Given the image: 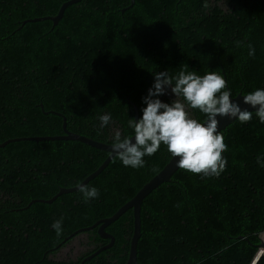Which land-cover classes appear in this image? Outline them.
I'll use <instances>...</instances> for the list:
<instances>
[{"label": "trees", "instance_id": "1", "mask_svg": "<svg viewBox=\"0 0 264 264\" xmlns=\"http://www.w3.org/2000/svg\"><path fill=\"white\" fill-rule=\"evenodd\" d=\"M65 1L0 0V143L64 134V116L68 130L102 142L111 143L115 128L131 134L129 100L140 116L159 71H215L234 95L264 87V0H79L56 24L24 23L57 14ZM173 98L170 89L161 96ZM104 112L112 123L101 130L97 117ZM219 132L227 159L218 176L179 167L143 199L140 264L254 261L264 234V167L256 160L264 154V123L253 111L251 120L234 119ZM108 154L78 139L0 145V264H126L133 209L106 226L115 241L96 254L111 239L89 226L116 212L163 168L172 157L165 145L145 156L142 168L114 156L86 183L99 189L88 202L77 189L29 205L80 183ZM60 216L58 236L51 225ZM67 240L81 247L71 263L57 256ZM254 264H264V251Z\"/></svg>", "mask_w": 264, "mask_h": 264}, {"label": "clouds", "instance_id": "2", "mask_svg": "<svg viewBox=\"0 0 264 264\" xmlns=\"http://www.w3.org/2000/svg\"><path fill=\"white\" fill-rule=\"evenodd\" d=\"M255 49L248 43V55ZM153 82L142 97L143 106L138 118L130 117L127 127L131 134L112 129L110 149L124 166L142 168L145 156L159 150L161 144L176 160L178 167L203 177L218 176L225 168L227 149L222 134L218 131V117H232L241 123L255 116L264 123V87H257L243 95L242 108L237 96L226 87L224 76L215 71L203 75L187 71L183 67L176 75L166 71L153 74ZM170 89L174 98L170 101L161 96ZM198 109L205 114L203 120L195 118L191 111ZM98 128L103 130L112 123L111 113L98 115ZM264 154L256 157L264 167ZM76 187L85 202L99 196L94 185L77 183ZM63 216L52 221V228L59 236L63 230Z\"/></svg>", "mask_w": 264, "mask_h": 264}, {"label": "water", "instance_id": "3", "mask_svg": "<svg viewBox=\"0 0 264 264\" xmlns=\"http://www.w3.org/2000/svg\"><path fill=\"white\" fill-rule=\"evenodd\" d=\"M79 0H67L62 3L60 6L58 13L55 15H47V16H41V17H33V18H28L24 20V23L27 21H35V20H40V19H52L54 23L56 24L58 20L62 17L65 8L70 5L71 3L77 2ZM135 0H132L131 4L134 3ZM246 93L239 92L236 94L237 100L241 102V107H249L248 105L243 103V95ZM130 103L135 107V118L139 117V110L136 104L132 101L129 100ZM254 111V110H253ZM235 118L232 117H218V131H221L222 129L226 128ZM64 134H58V135H39V136H21V137H12L8 138L4 142H1L0 145L4 146L8 142L14 141V140H20V139H35V140H47V139H78L83 142H86L88 144H91L95 147L104 149L109 151L108 156L106 159L100 164V166L91 172L88 176H86L80 183L86 184L89 180H91L93 177H95L97 174H99L110 162V160L115 156V154L111 151L110 149V144L107 142H102L99 140H96L92 137L82 135L79 133L72 132L67 129V122L66 118L64 116ZM178 157H171L168 162L163 166V168L156 173L150 180H148L139 190L138 192L131 198L129 199L126 203H124L121 207L118 208L116 212H114L112 215L101 218L97 220L95 223L90 225V228L98 227V232L101 236L110 238V242L101 246L94 254L97 252L110 247L114 241L115 237L112 233L108 232L106 230V226H108L111 222L115 221L119 216H121L125 211H127L129 208L133 209V215H134V228H133V234L131 236V241H130V250H129V256L126 261V264H140L137 259V244H138V239L141 236V206L143 199L158 185H160L164 181L170 180L172 174L179 168L177 165L176 160ZM77 190L76 185L72 187H62L54 196L48 199L44 198H36L33 199L29 205L34 202V201H46V202H51L53 201L59 194L63 192H68V191H74ZM86 227V228H89ZM241 238H245L248 240V237L245 235H241ZM260 250L258 254L256 255L254 261L252 264H254L262 252L264 251V234L262 236L261 242L258 244ZM92 254V255H94ZM90 257V256H89Z\"/></svg>", "mask_w": 264, "mask_h": 264}, {"label": "flooded vegetation", "instance_id": "4", "mask_svg": "<svg viewBox=\"0 0 264 264\" xmlns=\"http://www.w3.org/2000/svg\"><path fill=\"white\" fill-rule=\"evenodd\" d=\"M80 253H81V247L76 246L74 243H71V240H67L65 244H63L59 248V251L57 252V256L61 257L60 259L62 262L71 263V259L72 258L77 259Z\"/></svg>", "mask_w": 264, "mask_h": 264}]
</instances>
